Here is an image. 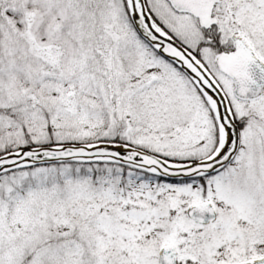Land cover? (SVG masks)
<instances>
[{"label":"snow or ice","instance_id":"6c2138e0","mask_svg":"<svg viewBox=\"0 0 264 264\" xmlns=\"http://www.w3.org/2000/svg\"><path fill=\"white\" fill-rule=\"evenodd\" d=\"M0 264H264V0H0Z\"/></svg>","mask_w":264,"mask_h":264}]
</instances>
